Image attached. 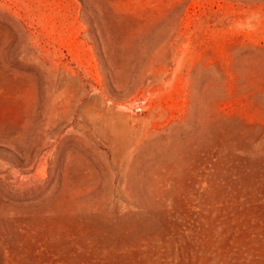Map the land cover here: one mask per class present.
Listing matches in <instances>:
<instances>
[{
    "label": "rangeland",
    "instance_id": "rangeland-1",
    "mask_svg": "<svg viewBox=\"0 0 264 264\" xmlns=\"http://www.w3.org/2000/svg\"><path fill=\"white\" fill-rule=\"evenodd\" d=\"M0 264H264V0H0Z\"/></svg>",
    "mask_w": 264,
    "mask_h": 264
}]
</instances>
